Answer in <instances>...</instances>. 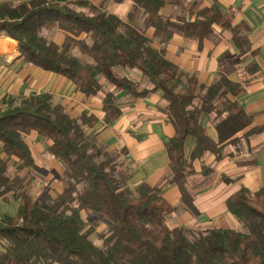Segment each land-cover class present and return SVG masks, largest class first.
Here are the masks:
<instances>
[{
	"label": "trees",
	"instance_id": "trees-1",
	"mask_svg": "<svg viewBox=\"0 0 264 264\" xmlns=\"http://www.w3.org/2000/svg\"><path fill=\"white\" fill-rule=\"evenodd\" d=\"M131 1L125 22L87 0H4L0 36L17 41L25 62L69 79L85 95L102 91L101 80L109 84L102 99L105 124L121 114L116 93L135 100L160 91V109L174 127L164 141L169 163L163 185L179 188L180 205L165 200L162 185L129 186V170L119 161L124 149L108 151L87 135L86 128L96 122L93 116L71 117L48 93L7 98L9 106L0 113V149L6 156L0 159V195L14 190L19 204L15 216L0 220V264H264V186L254 192L242 187L226 200L240 229L166 224L180 206L197 213L194 191L204 183H189L197 174L193 162L205 154L222 159L225 145L240 141L232 136L251 123V116L236 99L243 85L221 72L229 55L219 57V77L205 85L166 59L164 45L177 33L202 39L218 23L231 31L239 51L232 62L243 63L257 50L249 35L239 33L244 25H231L232 12L221 13L216 5L201 9L192 22H176L163 14L170 0ZM140 11L142 24L135 27L130 22ZM147 28L154 29L160 48L145 35ZM55 29L69 36L67 45L50 38ZM256 68L255 61L245 66L248 74ZM122 69L137 70L142 80L121 74ZM208 120L215 123L216 137ZM263 130L253 127L242 137L248 140ZM30 131L51 142L46 151L62 165L65 185L55 195L34 199L7 174L10 157L15 172L33 167L25 140ZM212 172L203 165L200 174L207 178ZM97 218L105 223L96 233L99 244L90 238Z\"/></svg>",
	"mask_w": 264,
	"mask_h": 264
},
{
	"label": "crops",
	"instance_id": "crops-1",
	"mask_svg": "<svg viewBox=\"0 0 264 264\" xmlns=\"http://www.w3.org/2000/svg\"><path fill=\"white\" fill-rule=\"evenodd\" d=\"M2 1L4 0H0ZM87 1L107 13L117 15L125 22L128 21L131 0L122 3ZM213 5H216L221 13L232 12L231 25H244L239 33L249 35L252 49L257 50V54L240 64L232 62L239 52L232 33L220 24L213 23L212 33L202 39L173 34L164 45L165 57L179 70L194 73L198 82L208 85L219 77V57L229 55L221 72L226 73L233 82L243 85V91L236 99L251 116V123L232 136L241 139L236 145H225L226 155L222 159L216 161L213 154H205L202 159L193 162L197 174L190 178L189 183H204L194 191L193 205L197 213L193 214L180 206L167 216L171 221L168 227L240 229V224L227 210L226 200L242 187L254 192L264 186V130L250 136L248 140L242 137L250 128L264 129V0H170L164 6L163 14L176 22H192L201 9ZM80 9L89 11L88 8ZM130 23L140 27L142 12H138ZM153 33V28L145 30V35L151 38L152 45L160 48L161 42L153 37ZM50 38L61 46L69 42V36L61 29L53 30ZM251 61H255L257 68L252 74H248L245 66ZM121 71L133 80H142L137 70ZM101 83L102 91L85 95L77 90L69 79L25 62L19 54L17 41L8 36H0L2 95L17 100L48 93L71 117H78L82 113L93 116L96 122L92 127L86 128L87 135L94 136L108 151L124 149L119 161L129 170V186L136 187L142 182L150 186L162 185L161 193L165 200L170 205L179 206V188L175 184L163 185L169 163L164 141L173 136L174 127L160 109L163 106L161 92L153 91L135 100L128 98L123 92L116 93L121 114L113 122L105 124L102 99L104 90L112 87L102 80ZM206 126L216 137L215 123L208 120ZM25 140L34 161L33 167L15 172V158L10 157L6 161L7 174L18 180L19 190L22 186L34 199L61 192L65 185L62 179L63 168L60 162L46 151L51 142L35 131L25 134ZM2 158L5 159L6 156L0 149V159ZM203 165L213 170L207 178L200 174ZM15 193L16 191L9 190L0 195V220L3 216L16 215L19 200Z\"/></svg>",
	"mask_w": 264,
	"mask_h": 264
},
{
	"label": "rangeland",
	"instance_id": "rangeland-1",
	"mask_svg": "<svg viewBox=\"0 0 264 264\" xmlns=\"http://www.w3.org/2000/svg\"><path fill=\"white\" fill-rule=\"evenodd\" d=\"M82 8V7H81ZM124 71H129L128 69H125ZM121 74H124L123 71H120ZM21 190L26 191L25 188H23L22 186L20 187ZM169 220V221H168ZM166 224L167 225H171V221L170 219L167 217L166 218ZM93 227L95 228V233H93L92 235H90L91 240L95 243V244H99L100 240L97 237V232L101 231L104 227H105V223L102 222L101 220L94 219L92 222Z\"/></svg>",
	"mask_w": 264,
	"mask_h": 264
},
{
	"label": "built area",
	"instance_id": "built-area-1",
	"mask_svg": "<svg viewBox=\"0 0 264 264\" xmlns=\"http://www.w3.org/2000/svg\"><path fill=\"white\" fill-rule=\"evenodd\" d=\"M8 97H5L0 93V113L9 106L8 101L6 100Z\"/></svg>",
	"mask_w": 264,
	"mask_h": 264
}]
</instances>
